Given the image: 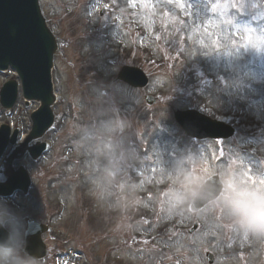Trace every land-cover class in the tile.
Masks as SVG:
<instances>
[{
	"label": "rangeland",
	"instance_id": "rangeland-1",
	"mask_svg": "<svg viewBox=\"0 0 264 264\" xmlns=\"http://www.w3.org/2000/svg\"><path fill=\"white\" fill-rule=\"evenodd\" d=\"M41 4L65 44L54 69L56 110L65 122L47 135L53 148L42 162H23L34 175L31 194L0 200V209L13 207L18 217L11 225L15 243L25 215L45 221L61 210L55 221L69 245L99 235L95 263L111 255L105 264H209L211 251L215 264H264V235L235 227L243 217L230 202L264 204V0H183L184 7L180 0ZM246 36L251 42L244 44ZM137 62L151 65L147 89L114 81L122 64ZM190 65L216 81L193 86L198 75L187 71ZM14 77L0 72V90ZM146 93L162 99L150 106ZM203 102L237 125L233 139L195 141L177 125L175 109ZM37 107L27 109L21 97L5 117L0 105V122L26 133ZM256 119L262 129L254 134ZM214 173L225 182V194L192 214L191 200ZM196 220L200 229L191 235ZM65 223L68 230L61 229Z\"/></svg>",
	"mask_w": 264,
	"mask_h": 264
},
{
	"label": "water",
	"instance_id": "water-1",
	"mask_svg": "<svg viewBox=\"0 0 264 264\" xmlns=\"http://www.w3.org/2000/svg\"><path fill=\"white\" fill-rule=\"evenodd\" d=\"M38 9V0H0V63L3 66L13 63L21 71L30 96L38 97L45 102V107L39 112L41 113L44 109L49 110L51 104V94L47 92V77L56 46L45 28ZM121 77L134 85H140L138 81L141 80V75L135 70H125ZM12 91L15 92V89ZM37 115L34 116L36 131ZM183 115L185 114H180L179 117ZM201 119L202 124L207 126L213 135H217L216 133L221 130H227L223 126H213L208 120ZM192 132L198 135L205 134L199 131ZM230 134L231 130L226 135L225 133L220 135L226 137ZM25 179L27 182V178ZM214 184L218 186L216 178L207 183L198 199H210L212 196H208L214 189ZM15 188L17 187L14 186L11 192Z\"/></svg>",
	"mask_w": 264,
	"mask_h": 264
},
{
	"label": "clouds",
	"instance_id": "clouds-1",
	"mask_svg": "<svg viewBox=\"0 0 264 264\" xmlns=\"http://www.w3.org/2000/svg\"><path fill=\"white\" fill-rule=\"evenodd\" d=\"M230 202L235 211L243 217V226L257 236L264 235V204L251 206L238 197L233 198Z\"/></svg>",
	"mask_w": 264,
	"mask_h": 264
},
{
	"label": "snow or ice",
	"instance_id": "snow-or-ice-1",
	"mask_svg": "<svg viewBox=\"0 0 264 264\" xmlns=\"http://www.w3.org/2000/svg\"><path fill=\"white\" fill-rule=\"evenodd\" d=\"M180 3H181V7H184L183 0H180ZM213 11H215V9H213ZM247 31H251V30L248 29ZM262 38H264V37H262ZM157 39H159V37H157ZM242 39L245 40V43L244 44H247V43H250L251 42V37L250 36L243 37Z\"/></svg>",
	"mask_w": 264,
	"mask_h": 264
}]
</instances>
